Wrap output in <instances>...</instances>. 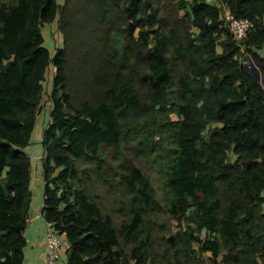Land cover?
<instances>
[{
  "label": "trees",
  "instance_id": "trees-1",
  "mask_svg": "<svg viewBox=\"0 0 264 264\" xmlns=\"http://www.w3.org/2000/svg\"><path fill=\"white\" fill-rule=\"evenodd\" d=\"M165 1L170 24L157 0H0V264H23L24 150L49 66L37 175L41 216L65 240L68 264H264V98L242 64L264 65V0ZM225 8L252 23L244 40ZM55 20L61 46L51 57L41 29ZM130 148L159 164L163 204ZM98 185L130 197L106 213ZM159 210L180 232L158 244V260Z\"/></svg>",
  "mask_w": 264,
  "mask_h": 264
},
{
  "label": "rangeland",
  "instance_id": "rangeland-1",
  "mask_svg": "<svg viewBox=\"0 0 264 264\" xmlns=\"http://www.w3.org/2000/svg\"><path fill=\"white\" fill-rule=\"evenodd\" d=\"M170 4L173 5L171 2L168 3V1L165 0H157V3L155 6L158 9V16L160 18H164L167 21L165 23L170 24V18L174 14L175 10H172L170 7ZM174 6V5H173ZM41 34L43 37V47L46 48L49 51L50 56L52 57L57 49L61 46V35L59 33L58 29V21L55 20L51 25L45 26L41 29ZM258 54L260 57L264 60V45L260 51H258ZM244 58L247 59V62L250 63L249 57H243L242 62L244 61ZM247 63V64H248ZM256 65V64H255ZM248 67V65H245ZM257 67V66H256ZM251 78L253 77L257 83L261 87V91L264 95V82L261 79V70L259 71V68L254 72H251L248 68H245ZM52 77H53V69L52 66H49L46 70V73L44 75V81L42 83L43 86V95L41 99V106L40 111L36 116L35 125H34V131L31 136L30 145L24 150H29L27 153L30 157V163H31V174H30V189L32 190L33 196H36L37 194V182L36 177H40L41 175V142H42V135L43 131L47 125V121L49 118V96L52 90ZM31 150L39 151L40 154L37 158H35L37 152H32ZM108 153H111V150H107ZM117 158H114V153L110 154V156H107L108 163L113 166L114 168L117 167L119 163V157L120 153H115ZM126 155L130 160H133V163L140 168L143 175L148 179L150 185L152 186L155 196L162 202V194H163V176L160 172V166L157 162L153 161L152 158H145L142 155L139 154L138 157H134V149L130 148L126 151ZM118 170V169H117ZM120 171V170H119ZM36 172V174H35ZM96 193L99 196L97 201L100 203L101 207L106 213L113 212L116 208L119 207V201H126L130 196L126 194L123 191H113L109 194H106L105 189L98 185L96 188ZM262 210L264 212V204L262 206ZM111 211V212H110ZM115 224L118 225V223L121 220V216L112 214ZM151 220L153 222L152 225V234L154 237L158 238L156 239L155 246L153 248V254L156 255V258L159 260V255L162 252V246H159V243H164V240L167 239L170 236L175 235L176 233L180 232L179 226L172 221L169 220L168 215L162 211L159 210L156 213H153L151 215ZM183 227V225H182ZM204 236V233H201V237ZM160 238H163V240H160ZM61 242H64L66 244L65 240L60 237ZM67 245V244H66ZM198 257V256H196ZM193 259L191 261L192 264H200L199 261L196 259ZM179 259H182L181 255L179 254ZM188 263V264H191ZM201 264H210L206 258H203V261Z\"/></svg>",
  "mask_w": 264,
  "mask_h": 264
},
{
  "label": "crops",
  "instance_id": "crops-1",
  "mask_svg": "<svg viewBox=\"0 0 264 264\" xmlns=\"http://www.w3.org/2000/svg\"><path fill=\"white\" fill-rule=\"evenodd\" d=\"M50 110V104L49 108ZM32 152H37L35 158H37L40 152L37 150H31ZM26 152V151H25ZM42 156V153H41ZM37 182V194L33 196L31 190V203L28 215V222L26 224L24 237L26 240V246L24 249V259L23 264H46V253H45V230H46V222L41 216V208H42V178L36 177ZM67 245L64 242L61 245V255L60 259L65 261Z\"/></svg>",
  "mask_w": 264,
  "mask_h": 264
},
{
  "label": "built area",
  "instance_id": "built-area-1",
  "mask_svg": "<svg viewBox=\"0 0 264 264\" xmlns=\"http://www.w3.org/2000/svg\"><path fill=\"white\" fill-rule=\"evenodd\" d=\"M207 2H216V0H206ZM223 16L225 21L228 24V28L236 42H240L245 39L248 31L252 28V23L246 19H239L232 16L228 9L223 10ZM246 57V56H243ZM242 57V58H243ZM248 58V57H247ZM250 63L247 62V59L244 58L242 64L244 68H248L250 71L257 69L255 63L248 58ZM248 63V64H247ZM245 65H248L245 66ZM26 220V224L28 222ZM45 253H46V264H68L66 261L60 259L61 255V245L63 242L60 240L59 232L54 228L53 224L46 222L45 230Z\"/></svg>",
  "mask_w": 264,
  "mask_h": 264
},
{
  "label": "water",
  "instance_id": "water-1",
  "mask_svg": "<svg viewBox=\"0 0 264 264\" xmlns=\"http://www.w3.org/2000/svg\"><path fill=\"white\" fill-rule=\"evenodd\" d=\"M256 66L259 68V71L264 67V65H260L259 63H256ZM245 71L247 72V70L245 69ZM255 71V70H254ZM254 71H251V72H254ZM247 74L249 75V73L247 72ZM262 79V78H261ZM252 80H253V82L255 83V84H257L256 83V81H255V79L252 77ZM262 81L264 82V80L262 79ZM259 90H260V96H262L263 98H264V95H263V93H262V91H261V87H259Z\"/></svg>",
  "mask_w": 264,
  "mask_h": 264
}]
</instances>
